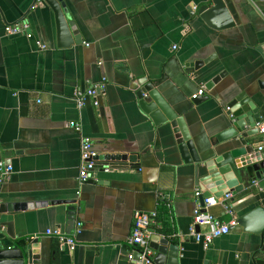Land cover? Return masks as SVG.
I'll use <instances>...</instances> for the list:
<instances>
[{
    "label": "crops",
    "instance_id": "obj_1",
    "mask_svg": "<svg viewBox=\"0 0 264 264\" xmlns=\"http://www.w3.org/2000/svg\"><path fill=\"white\" fill-rule=\"evenodd\" d=\"M222 1L228 12L210 26L199 9L212 8V0H62L78 40L60 48L54 13L43 1L0 0V161L12 168L0 205H40L0 213V243L35 240L38 264H147L129 239L134 214L155 212L152 235L179 247L178 264H264V233L237 225L205 249L188 237L200 204L194 193L204 191L196 163L182 160L170 123L155 124L136 91L151 84L182 117L199 177L204 161L228 150L218 137L231 126L226 106L237 95L258 110L259 133L250 141L264 149V0ZM17 23L26 32L6 35ZM190 61L208 63L195 70ZM220 73L206 99H191ZM103 79L98 106L86 101L78 109L74 91ZM81 135L98 156L137 158L116 167L97 159L91 179L79 184ZM239 172L243 190L229 191L228 200L237 219L255 204L264 208V185ZM70 206L82 223L73 251L46 234L73 232ZM207 212L229 219L220 204Z\"/></svg>",
    "mask_w": 264,
    "mask_h": 264
},
{
    "label": "water",
    "instance_id": "obj_2",
    "mask_svg": "<svg viewBox=\"0 0 264 264\" xmlns=\"http://www.w3.org/2000/svg\"><path fill=\"white\" fill-rule=\"evenodd\" d=\"M41 1L49 6L54 13L57 46L64 48L77 43L78 36L72 33L71 27H73V24L65 18L62 0ZM212 3V8L203 6L199 9L200 17L210 26L216 24L217 20H219L218 18L228 12L222 0H212ZM207 63L208 61H190V67L199 70ZM222 77L223 73H220L206 83V90H210ZM136 91L143 111L149 115L155 124H162L167 121L170 123L182 160L185 163H196V184L204 186L202 195L198 197L200 205L203 204L204 199L209 197L220 198L228 194L229 191L241 192L243 185L239 172L240 169H244L248 178L251 180L257 179L261 182V186L264 185L262 179L264 172V152L260 153L250 141L251 138L258 135V125L261 120L258 116V110L249 103L247 97L243 94L234 97L226 106L228 108L227 113L230 117L231 126L218 137V140L227 143L228 150L204 161V174L199 177L201 162L196 156L194 146L190 141L182 117H178L162 101L151 84L145 85L142 89H136ZM206 98L207 96L204 95L201 97V100ZM136 158L137 155L135 154L130 156L126 154H106L97 155L95 159L104 160L110 166L116 167L126 165V161L130 164L134 163ZM55 202H57L56 204L75 203V201ZM34 206L40 205L32 203L15 206L1 204L0 213L32 208ZM67 214L68 224L73 228L75 223L73 206L68 208ZM237 225L242 227L246 232L261 236L264 233V208L255 204L253 210L237 219ZM69 233L70 229L67 231V234ZM35 244V240L24 241L19 245L17 244V246L0 243V264H38L34 253ZM149 247L154 253L147 258V264H178L179 247L177 245H169L168 241L154 234L150 237Z\"/></svg>",
    "mask_w": 264,
    "mask_h": 264
},
{
    "label": "built area",
    "instance_id": "obj_3",
    "mask_svg": "<svg viewBox=\"0 0 264 264\" xmlns=\"http://www.w3.org/2000/svg\"><path fill=\"white\" fill-rule=\"evenodd\" d=\"M28 26L26 24L17 23L14 25L6 26V35H19L24 34ZM46 48V46H42ZM106 80L103 79L100 85L90 87L89 89L81 90L76 89L73 94V98L76 102L78 109L82 108L86 101H93L94 106H98V97L103 95L106 90ZM206 94V89L201 86L198 91L192 95L191 99L194 100L197 97H202ZM228 111V108H226ZM69 126L74 129L77 133L81 132L80 126L75 122H70ZM261 133H264V128L260 129ZM259 152H264L263 147H258ZM96 156L97 152L94 150L92 142L81 135L80 137V148H79V166L77 173V180L79 184L86 183L91 179L95 166H96ZM12 173V168L0 161V185L9 179ZM255 184V183H254ZM202 195V191L197 189L194 196L198 199ZM232 197L230 193L224 195L220 198L209 197L203 200V204H198L192 214V219L188 227V237L201 244L205 249L210 243L221 236L227 235L230 230L237 226V218L234 213L232 205L228 200ZM220 204L223 211L228 215L229 219L223 221L209 212L207 210L214 205ZM157 214L152 213H140L136 212L133 216L131 237L129 239V244L135 249V251L140 255V258L147 260L148 257L153 255V251L149 247L150 237L153 232L150 230L151 226L156 224ZM82 223L76 221L74 223L73 232L66 234L60 232L58 229L47 230V235H53L56 237L60 245H64L73 251L76 247L75 236L81 232ZM128 259L132 260L133 256L128 255Z\"/></svg>",
    "mask_w": 264,
    "mask_h": 264
}]
</instances>
